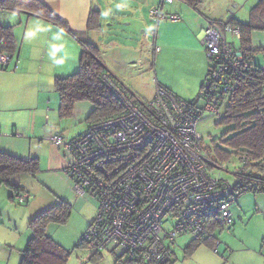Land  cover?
<instances>
[{"label":"built area","instance_id":"2783aa9c","mask_svg":"<svg viewBox=\"0 0 264 264\" xmlns=\"http://www.w3.org/2000/svg\"><path fill=\"white\" fill-rule=\"evenodd\" d=\"M173 2L162 0L150 8L149 19L156 25L143 35L156 53L161 49L160 23L181 21L179 15L164 12V4ZM228 34L238 41L242 38L240 27L231 23L208 20L202 30L201 42L211 66L201 87V106L161 85L151 100L135 99L105 74L103 80L120 99L123 113L90 122L74 140L50 137L65 155L63 171L74 192L98 200V213L81 240L84 246L98 253L109 250L118 261L126 257L124 263L171 264L167 241L191 235L214 238L212 251L219 255L222 242L214 233L231 232L232 205L244 192H264L258 185L239 192L236 183L223 175L227 165L212 158L198 133L206 113H225L232 94L253 67L247 56L250 48L236 47ZM12 59V54L0 55L3 66ZM14 200L28 204L32 195L17 192Z\"/></svg>","mask_w":264,"mask_h":264},{"label":"crops","instance_id":"0c3cea01","mask_svg":"<svg viewBox=\"0 0 264 264\" xmlns=\"http://www.w3.org/2000/svg\"><path fill=\"white\" fill-rule=\"evenodd\" d=\"M39 1L68 24L72 35L37 16L24 12H0L1 22L13 27L18 46L8 66L0 63V153L24 160L38 158L40 164L45 160L51 165L56 163L57 168L66 165L62 159L65 155L61 154L62 157L59 158L55 152L57 146L50 141V137L55 134L48 130L51 119L48 98L55 93V79L77 72L83 43L90 42L99 48L108 72L133 96H135L133 92L139 91L130 80H133L138 70H142L147 61L150 62L152 54L160 53L161 58L168 52H180L182 58L179 64L193 70L189 75L191 82L180 83L172 78L174 75L171 77L164 75L157 85L186 100L195 96L198 89L201 90V84L208 71V59L201 42L202 30L208 20L225 22L224 17L217 12L213 0H205L197 9L189 7L182 0L164 4V12L179 15L181 21L166 20L158 26L159 38L165 45H159L157 41L161 49L156 53L143 34L151 29L153 24L149 19L150 8L160 4L162 0ZM92 10L100 12L101 27L97 30L88 28ZM127 20L143 28L139 35L135 31H126L119 26L124 25ZM125 81H128L127 85L124 84ZM43 120L44 131L41 124ZM83 133L65 138L71 140ZM25 181L26 178L24 180L23 176L19 175L11 178L10 184L24 190L25 187L22 185ZM2 187L8 189L6 185L0 186V189H3ZM6 191L7 196L14 200V191L11 189ZM70 200L73 202V199ZM92 221L90 219L89 224ZM222 233L224 232L216 230L214 236ZM25 240L26 237L16 243L11 239L7 240L9 243L0 246V264H20L22 251L27 246L23 245ZM214 240L211 238L209 243L202 244L186 259L191 261L202 247H206V251L209 252L207 257L202 258V264H264V246L259 249L256 262L249 263L242 255L246 252L244 247L231 251L229 244L222 242L220 251L222 250L223 255L214 254L212 251ZM228 242L237 245L236 241ZM186 249L187 247L185 253ZM183 262L190 263L189 260Z\"/></svg>","mask_w":264,"mask_h":264},{"label":"rangeland","instance_id":"374dc122","mask_svg":"<svg viewBox=\"0 0 264 264\" xmlns=\"http://www.w3.org/2000/svg\"><path fill=\"white\" fill-rule=\"evenodd\" d=\"M213 2L217 12L224 17L223 21L229 22L234 18L235 21L244 25L251 23L253 27L248 31L249 45L253 49L250 63L264 69V0H213ZM129 23L131 24L129 25ZM155 25V23L152 24L153 28L151 27L150 31L154 29ZM119 26L126 31H135L138 35L143 30L140 25L133 23L131 20H127L124 25ZM237 26L240 27L239 25ZM158 29L157 41L159 45H165L164 41L159 38L160 32H158ZM147 32L149 31L147 30ZM227 38L229 41H234L236 45H240V41L230 34L227 35ZM179 53L178 51L168 52L162 55L161 58L160 53L150 56V62L147 61V64L141 68L142 70H138L133 80H130L139 91L133 92L134 97H136L135 99L151 100L156 93L157 83H160L164 75L169 77L174 75L172 78L180 83L184 81L191 82L189 75L193 73V70L179 64L182 58ZM126 83L128 81L124 82V84ZM200 93L201 90L198 89L194 94L195 96L186 99V101L197 102L201 106ZM48 99L50 100L51 107L49 111L51 118L49 121L50 127L48 130H52L55 135L67 138L77 136L80 132L87 130L90 123L88 118L94 109V106L90 102L78 103V111L76 114L74 113L73 118L61 119L58 114V93L55 91ZM224 116V113L221 116H212L206 113L205 119L198 125V133L202 135L205 147L211 150L213 154H215L216 147L228 150L224 144V140L231 136L230 131L233 126L220 123ZM41 124H43L42 131H44V120ZM55 152L59 158L64 155L58 146ZM62 159L63 163L67 165L65 157H62ZM57 160L56 157L55 161L57 162ZM225 163L227 171L223 175L235 183L238 180V175L241 173V165L235 156L230 157ZM262 164L263 170L249 168L243 170V172L246 175L252 172L264 177V160ZM50 165L49 162L47 163V161L42 160L39 173L35 177L23 176L24 180L26 178V181L22 185L25 187L24 191L32 195V200L28 204H19L16 200L9 198L6 191L9 188L2 187L3 189H0V246L9 243L7 240L11 239L16 243L18 241L21 242L24 237H26V240L23 245H27L32 234L29 228L30 220L51 207L56 206L60 201H64L71 205V214L65 223L50 224L48 235L63 249L70 252L66 264H117V258L109 250H103L98 253L87 246H78L90 225V219L94 220L98 213V200L88 195L76 196L71 180L63 172V167L66 165L59 168L55 166L56 163ZM70 199H73V202ZM233 205L231 211L234 214V225L231 232L224 231L219 236H215L224 244H229L231 251L244 247L246 250L242 254L244 259L248 260L249 263L251 261L255 263L259 249L264 246V192H244ZM193 239L194 237L191 235H183L178 237L175 243L167 241V245L169 247L172 246L173 264H184V260H189L190 263L186 264H202V258L207 257V252H209L206 251V247H202L191 261L190 259H186L189 258V254L185 253V248ZM228 240L231 242L236 241L237 245L229 243ZM220 255H223L222 250L220 251ZM125 261L126 257L123 260H119L118 264H123ZM232 262L234 263V261Z\"/></svg>","mask_w":264,"mask_h":264},{"label":"trees","instance_id":"16d2710c","mask_svg":"<svg viewBox=\"0 0 264 264\" xmlns=\"http://www.w3.org/2000/svg\"><path fill=\"white\" fill-rule=\"evenodd\" d=\"M182 1L189 7L197 9L205 0ZM0 12H24L37 16L52 22L69 35H72L68 24L39 0H0ZM225 23L240 26L242 38L240 45H235L241 49L250 48L247 54L250 58L253 52L251 45H249L250 40L248 37V31L253 27L251 23L244 25L235 21L234 18ZM100 27V12L92 10L88 28L97 30ZM17 48L13 27L4 25L0 19V55L5 53L13 55L16 53ZM208 62L210 68L211 62L209 59ZM105 74L111 75L101 58L99 48L90 42L83 43L77 72L55 79L54 88L59 95V117L61 119L73 118L76 105L86 101L94 106L88 118L90 122L122 114L124 107L117 95L104 82L103 75ZM255 80L259 82L254 84ZM263 80L262 68L253 65L247 71V75L241 80L239 86L232 94L224 113L225 116L220 122L233 126L230 131L231 136L224 140L228 150L216 147L215 154L210 150L212 158L220 164H226L225 162L232 156L237 158L242 170L238 175V180L235 182V188L241 193L246 191L251 185H258L264 189V177L262 175L252 172L246 175L243 172V170L249 168L263 170L264 89L261 87ZM81 135L74 139L79 138ZM39 168L40 161L38 158L24 160L6 153H0V186L6 185L14 191V194L22 192L24 191L22 188L10 184V179L19 175L35 177L39 173ZM70 214L71 205L60 201L56 206L32 218L29 223L32 236L26 248L22 251L20 264H66L70 252L63 249L48 235V227L52 223H65ZM208 241L210 242L211 238H194L187 246V254L191 255L202 244L209 243ZM78 246L84 245L80 242Z\"/></svg>","mask_w":264,"mask_h":264}]
</instances>
